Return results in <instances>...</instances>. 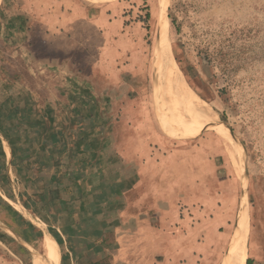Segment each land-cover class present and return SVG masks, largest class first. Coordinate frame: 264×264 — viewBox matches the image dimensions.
I'll use <instances>...</instances> for the list:
<instances>
[{
    "label": "crops",
    "instance_id": "crops-1",
    "mask_svg": "<svg viewBox=\"0 0 264 264\" xmlns=\"http://www.w3.org/2000/svg\"><path fill=\"white\" fill-rule=\"evenodd\" d=\"M3 1L2 17L22 13L44 32L58 27L68 34L73 22L94 17L108 35L126 19L113 2ZM133 50L117 49V60L129 71L136 66L128 57ZM72 75L58 73L57 101L48 92L37 104L29 100L24 120L6 129L9 140L0 132V162L9 166L2 181L18 190L32 218L22 216L20 232L32 244L41 240L43 256L54 255L48 264L59 263L57 243L60 264H209L225 244L218 229L216 239L209 235L218 221L210 217L218 208L209 201L220 190L211 180L221 138L212 131L215 139L188 140L204 130L195 137H148L136 97L119 96L107 76L99 90L98 80ZM102 93L109 96L113 121H104ZM66 119L68 124L62 122ZM157 255L164 261L156 262Z\"/></svg>",
    "mask_w": 264,
    "mask_h": 264
},
{
    "label": "rangeland",
    "instance_id": "rangeland-1",
    "mask_svg": "<svg viewBox=\"0 0 264 264\" xmlns=\"http://www.w3.org/2000/svg\"><path fill=\"white\" fill-rule=\"evenodd\" d=\"M82 1L96 6L108 2L119 5L118 15L125 16V24L113 25L105 35L101 20L93 17L89 22H73L68 34L59 33L58 27L44 32L22 13L11 19L7 14L2 17L4 1L0 0V103L7 108H22L24 100L31 103L32 98L37 104L47 92L52 102L57 101L53 96L58 73L68 78L79 72L98 80L99 90L105 87L101 80L107 76L119 96L128 93L136 97L141 109L139 122L148 137L153 133L195 137L203 130L188 140L215 136L214 130L184 112L170 88V74L162 67L164 56L156 45L159 16L152 13L160 1ZM165 16L170 53L177 67L244 149L242 171L239 163L231 160L232 150L224 141L220 140L214 156L217 170L211 183L220 190L218 196L210 197V206L218 209L209 214L218 223L211 224L209 235L211 240L216 239L218 229L225 244L209 264H224L243 199L247 203V258L254 264H264V0H166ZM108 43L114 46L106 50ZM118 48L135 49L128 52V57L135 60L134 69L121 67ZM59 63L63 65L60 71ZM102 96L98 102L105 107L104 121H113L109 96ZM62 122L68 124L69 120ZM11 123L18 124L15 119ZM4 169L9 171L8 164L0 162V264H45L29 249L40 250L41 240L32 244L20 232L18 222L22 216L30 219L31 215L22 206L18 190L2 181ZM34 220L45 228L39 219ZM49 243L52 247V238ZM57 245L60 264L61 249ZM53 256L44 253L49 263ZM155 261L161 263L164 258L157 255Z\"/></svg>",
    "mask_w": 264,
    "mask_h": 264
},
{
    "label": "bare ground",
    "instance_id": "bare-ground-1",
    "mask_svg": "<svg viewBox=\"0 0 264 264\" xmlns=\"http://www.w3.org/2000/svg\"><path fill=\"white\" fill-rule=\"evenodd\" d=\"M160 3L153 8V15L159 16L160 32L156 37V45L159 48L162 56L163 65L165 71L170 74V88L175 93L178 100L182 105L185 113H188L194 117L197 121L205 126L214 130V132L221 138L222 141L227 143L231 148L230 157L232 161H237L240 165V170H243V157L244 149L238 144L236 138L230 132L227 125L218 119L209 107L208 103L201 99L188 85L183 74L177 67L171 53L169 41L167 38L168 21L165 16L166 0H159ZM165 72L166 75H168ZM248 222L247 218V203L243 199L240 205L238 222L236 228L229 240L228 247L224 255V264H246L247 258V231L244 229V224ZM32 254L37 259L41 260L45 264L48 261L43 256L42 250L30 248Z\"/></svg>",
    "mask_w": 264,
    "mask_h": 264
},
{
    "label": "trees",
    "instance_id": "trees-1",
    "mask_svg": "<svg viewBox=\"0 0 264 264\" xmlns=\"http://www.w3.org/2000/svg\"><path fill=\"white\" fill-rule=\"evenodd\" d=\"M148 15L149 13L147 14V17ZM23 103L24 104L22 108L20 107L7 108L3 103H0V132L2 133L3 137L6 140H9L8 130L10 128L8 126L11 127L12 120L14 121L15 119V122L17 123L22 122V120H24V118L28 113L27 106L29 105V103H27L25 100L23 101ZM7 128L9 129L6 130ZM246 264H252V259L247 258Z\"/></svg>",
    "mask_w": 264,
    "mask_h": 264
}]
</instances>
